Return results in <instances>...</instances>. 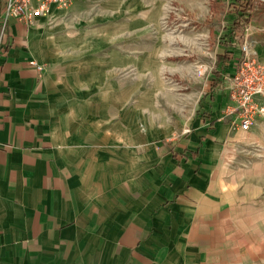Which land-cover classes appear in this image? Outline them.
<instances>
[{"label":"crops","instance_id":"obj_1","mask_svg":"<svg viewBox=\"0 0 264 264\" xmlns=\"http://www.w3.org/2000/svg\"><path fill=\"white\" fill-rule=\"evenodd\" d=\"M176 1L195 20L233 14V0ZM261 1L242 42L264 61ZM167 2L75 0L26 24L3 23L0 0V264H60L77 229L107 227L146 230L135 264L159 251L165 264H264V114L241 132L224 113L241 43L215 59L219 81L178 142L161 141L172 130L154 126V104L141 108V58L155 68L159 52L122 42L154 30Z\"/></svg>","mask_w":264,"mask_h":264},{"label":"rangeland","instance_id":"obj_2","mask_svg":"<svg viewBox=\"0 0 264 264\" xmlns=\"http://www.w3.org/2000/svg\"><path fill=\"white\" fill-rule=\"evenodd\" d=\"M232 16L219 20H195L180 2L172 0L165 4L154 30L137 37H124L123 45L139 49L140 54L159 52L155 58V68L149 67L150 62H147L150 59H143L148 55L141 58L139 93L141 108L154 104V126L157 129L170 127L172 130L161 139L162 142L176 143L183 136L182 133L188 130L186 125L196 114L197 100L202 102L208 91L205 78L215 69V56L224 48L222 43L216 46L217 38L224 41L226 31L223 24L224 21H230ZM171 36L174 39L172 42L169 40ZM199 64L208 66V72L203 76L196 75V66ZM123 76L131 78L135 75L131 68L125 67ZM80 231L77 229L73 258L60 264H135L130 253L142 251L141 244L145 240L142 238L146 233L145 229L119 230L111 227L91 228L86 230L87 234ZM121 238L127 244L119 246ZM166 258L168 260V254L159 251L157 260L149 261L151 263L148 264H165Z\"/></svg>","mask_w":264,"mask_h":264},{"label":"built area","instance_id":"obj_3","mask_svg":"<svg viewBox=\"0 0 264 264\" xmlns=\"http://www.w3.org/2000/svg\"><path fill=\"white\" fill-rule=\"evenodd\" d=\"M75 0H2V22L13 18L19 22L32 24L35 19L47 17L53 7L65 10ZM30 65L37 70L42 69L35 61ZM208 66H196V75L203 76ZM223 88L233 105L225 108L224 113H234L232 125H237L241 132H247L257 115L264 114V61L256 58L246 42L241 43V55L236 61L233 72L224 75ZM256 97L262 100L259 104Z\"/></svg>","mask_w":264,"mask_h":264},{"label":"trees","instance_id":"obj_4","mask_svg":"<svg viewBox=\"0 0 264 264\" xmlns=\"http://www.w3.org/2000/svg\"><path fill=\"white\" fill-rule=\"evenodd\" d=\"M230 8L233 13L232 19L228 21L227 26L224 28L226 34L224 35V41L219 40L220 44L224 45L223 51L216 54V63H227L232 55L233 41L235 43H242V32L245 25L249 22L251 13L254 8V0H233L230 3ZM240 29V32L237 31ZM220 73L218 70H213V78L210 79L208 87L212 89L215 87L219 81Z\"/></svg>","mask_w":264,"mask_h":264},{"label":"bare ground","instance_id":"obj_5","mask_svg":"<svg viewBox=\"0 0 264 264\" xmlns=\"http://www.w3.org/2000/svg\"><path fill=\"white\" fill-rule=\"evenodd\" d=\"M179 37H180V36H179ZM169 40H170V42H172L174 39H173V37L171 36Z\"/></svg>","mask_w":264,"mask_h":264}]
</instances>
